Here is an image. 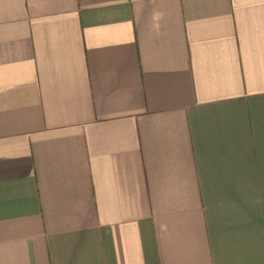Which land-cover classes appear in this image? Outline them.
Returning a JSON list of instances; mask_svg holds the SVG:
<instances>
[{
	"label": "crops",
	"instance_id": "crops-1",
	"mask_svg": "<svg viewBox=\"0 0 264 264\" xmlns=\"http://www.w3.org/2000/svg\"><path fill=\"white\" fill-rule=\"evenodd\" d=\"M0 264H264V0H0Z\"/></svg>",
	"mask_w": 264,
	"mask_h": 264
}]
</instances>
